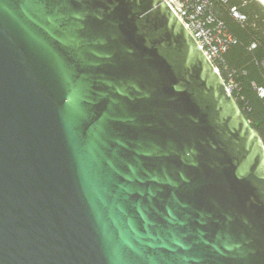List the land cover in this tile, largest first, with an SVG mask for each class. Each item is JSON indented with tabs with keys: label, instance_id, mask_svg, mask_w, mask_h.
Returning <instances> with one entry per match:
<instances>
[{
	"label": "water",
	"instance_id": "obj_1",
	"mask_svg": "<svg viewBox=\"0 0 264 264\" xmlns=\"http://www.w3.org/2000/svg\"><path fill=\"white\" fill-rule=\"evenodd\" d=\"M0 264H264V142L164 0H0Z\"/></svg>",
	"mask_w": 264,
	"mask_h": 264
},
{
	"label": "trees",
	"instance_id": "obj_2",
	"mask_svg": "<svg viewBox=\"0 0 264 264\" xmlns=\"http://www.w3.org/2000/svg\"><path fill=\"white\" fill-rule=\"evenodd\" d=\"M207 11L234 37L213 64L241 111L264 142V3L260 0H206ZM243 16H236L232 8Z\"/></svg>",
	"mask_w": 264,
	"mask_h": 264
},
{
	"label": "built area",
	"instance_id": "obj_3",
	"mask_svg": "<svg viewBox=\"0 0 264 264\" xmlns=\"http://www.w3.org/2000/svg\"><path fill=\"white\" fill-rule=\"evenodd\" d=\"M164 2L192 34L212 63L220 53L227 51L232 42H235L234 37L223 24L216 21L215 17L207 11L206 0H164ZM232 11L236 16L243 17L235 7Z\"/></svg>",
	"mask_w": 264,
	"mask_h": 264
},
{
	"label": "bare ground",
	"instance_id": "obj_4",
	"mask_svg": "<svg viewBox=\"0 0 264 264\" xmlns=\"http://www.w3.org/2000/svg\"><path fill=\"white\" fill-rule=\"evenodd\" d=\"M260 1L264 3V0H260Z\"/></svg>",
	"mask_w": 264,
	"mask_h": 264
}]
</instances>
